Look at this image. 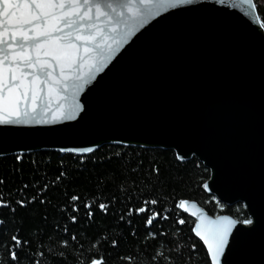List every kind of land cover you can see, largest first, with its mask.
Here are the masks:
<instances>
[{"label":"water","instance_id":"water-1","mask_svg":"<svg viewBox=\"0 0 264 264\" xmlns=\"http://www.w3.org/2000/svg\"><path fill=\"white\" fill-rule=\"evenodd\" d=\"M235 2L197 0L162 13L85 88V107L76 120L0 125V158L62 147L172 149L184 157L181 161L196 157L210 170L205 190L219 202L250 203L259 212L264 29L246 6L232 7ZM187 201V210H181L195 220L194 230L198 216L192 215L193 203L213 219H237L212 215ZM246 210L250 215L251 209ZM244 227L233 229L235 243L231 251L226 248L222 264H261L264 233L238 231Z\"/></svg>","mask_w":264,"mask_h":264},{"label":"snow or ice","instance_id":"snow-or-ice-1","mask_svg":"<svg viewBox=\"0 0 264 264\" xmlns=\"http://www.w3.org/2000/svg\"><path fill=\"white\" fill-rule=\"evenodd\" d=\"M197 0H0V125L33 126L55 125L64 121H73L84 110L81 93L105 70L116 58L124 45L151 21L160 17L170 9L184 5H193ZM226 0H217L225 4ZM232 7H247V14L255 17L259 28L264 29V18L258 13V5L254 0H236ZM121 143H124L123 141ZM98 147V146H97ZM59 152L69 154L94 153L92 147L60 148ZM70 158V157H69ZM81 159L77 155V162ZM183 160V156H177ZM19 162L20 168H12L11 176L0 170V209L9 210L10 215L0 212V236H7L9 225H13L9 240L0 241V264H36L35 258L27 249L32 247L31 240L21 237L14 217L18 210L30 206H43L38 227L43 230L49 223L48 208L59 214L60 220L66 221L64 226L56 220L55 229H62L67 236L62 240L64 252L51 256V264H69L65 257H72L74 264H109L114 257L121 264H141L136 259L140 253L131 245L129 237L139 241L137 233L141 223L144 231L154 240L161 237L157 223L163 227L171 214L164 208L166 203L162 197L151 195L157 186L166 181L156 160H149L145 169L144 160L118 161L119 180L130 187L123 193L119 185L115 191L104 197L83 199L80 195H68L67 184L73 183L74 173L70 164L61 158L56 163L58 173L51 183L46 179L38 182L40 163L29 160L33 173L27 182L24 176L23 155L13 157V164ZM135 164V167L130 165ZM48 168L47 162L43 165ZM19 181V184L16 181ZM99 184V177H97ZM15 185V187H13ZM64 185V188H60ZM106 186V185H105ZM207 189L209 185L204 183ZM139 188L133 194L131 189ZM52 189L64 192L61 203H54L48 193ZM7 190V196H5ZM36 192L29 197L26 193ZM19 196V199H13ZM41 196L44 199H41ZM258 196L261 201L259 212L252 209L250 203L245 208L251 209L250 215L242 220L231 216L209 217L195 203L191 205L198 216L195 233L206 245L207 264H222L226 248L231 251L235 243L233 229L237 224L246 226L238 231L264 233V169L261 171ZM215 199V197H213ZM219 203V201H217ZM15 205V208L13 207ZM188 201L180 200L179 208L187 210ZM119 206V207H117ZM223 207V205H221ZM97 217L104 220L111 217L109 223H98ZM84 223H81V221ZM177 224H184L180 219ZM22 225V220L20 221ZM93 225L109 232L105 236L98 232L94 239L99 244H90L84 248L76 243L79 240V229L92 228ZM71 229V231H70ZM85 235L87 233L85 232ZM165 237L167 233L163 234ZM230 237L232 242L230 243ZM69 241L73 242L76 252L68 250ZM169 243H173L169 241ZM106 247V251L101 246ZM124 246L126 251L121 249ZM162 248L163 245H160ZM195 244L188 246V251H195ZM146 251V248H145ZM188 261L191 260L189 254ZM147 264H186L184 249H168L156 251L148 258ZM261 264H264V244L261 247Z\"/></svg>","mask_w":264,"mask_h":264},{"label":"trees","instance_id":"trees-1","mask_svg":"<svg viewBox=\"0 0 264 264\" xmlns=\"http://www.w3.org/2000/svg\"><path fill=\"white\" fill-rule=\"evenodd\" d=\"M255 2L258 5V13L261 15V18H264V4H261L259 0H255ZM14 156L16 155L0 158V170L9 176H11L14 166L16 168L21 167L19 162H16L15 165L13 164ZM80 157L81 159L77 162V155L58 151H36L25 154L23 155V170L26 182L33 173V166L28 163L29 160H35L41 165L38 172V182L43 183L46 179L51 183L54 175L59 171L55 166L56 163L59 159L64 158L65 162L70 164L73 169H79V171L74 173L78 178L73 183L67 184V194L69 196L73 194L80 195L82 200L100 197V201L98 202L107 203L104 197L111 195L117 185H119L122 194L124 188L130 187L132 184L131 180H128L127 185H125L119 180L112 179L113 175H119L117 168L120 158L124 162L143 159L145 169L148 167L149 160L154 159L159 163L162 170V177L166 182L157 186L155 192L150 193L147 197L141 198H150L151 195L162 197L166 201L164 208L169 211L171 218L167 223H164L163 227L157 223V227L152 229L153 232L157 229L161 232L162 235L158 241L154 240L152 236L144 231V225L142 223L140 231L137 233L140 237L139 241L129 237L131 245L140 253L136 259L140 260L141 264H147L148 258L153 252L163 251L166 254L170 248L184 249L186 264H207L206 246L194 232L195 220L179 208V201L182 199L198 202L212 215L226 213L239 220L249 216L244 204L237 203L228 206L221 202L217 203L218 200L216 198L213 199L214 196L208 194L203 185L210 178V170L196 157L187 161H181L177 159V153L172 149L121 145L103 146L94 151V153ZM45 162L48 164L47 169L43 166ZM130 166L135 167V164ZM97 177H99V184H97ZM16 183L19 184V181L17 180ZM60 188H64V185H61ZM131 191L133 194H136L139 188H132ZM7 194V190H5V196ZM26 194L31 197L37 193L28 192ZM48 196L52 198L54 203H61L64 199V192L60 189H52L48 193ZM19 198V196L13 197V199ZM41 199H44V197L41 196ZM13 207L15 208V205ZM0 212L10 215L7 209H0ZM43 212V206H30L28 209L18 210L14 217L17 222L15 226L19 227L21 237L31 240L32 247L27 249V251L35 258L36 264H51L52 257L48 253L56 256L61 255L64 252L62 240L67 238L62 232V229L54 230L53 226L56 220L60 221L61 226H64L66 221L60 220L59 214L55 213V210L49 207V223L42 234L38 223ZM0 219H3V216H0ZM180 219H183L185 223L182 225L177 224L176 221ZM21 220L22 225L20 224ZM110 220L111 217L104 220H100L97 217L98 223L101 224L109 223ZM81 223H84V221L82 220ZM12 228L13 225H9L7 236H0V241L9 240L10 236L14 234ZM85 232L87 235H85ZM98 232H103L105 236L110 235L109 232H104L103 228L97 229L93 225L92 228L78 230L79 240L76 243L81 244L84 248H88L90 244L97 245L100 242L94 239V237ZM164 233H167L166 237L163 235ZM169 241L173 243H169ZM192 244H195L196 248L195 251L189 253L187 249ZM160 245H163V247L161 248ZM101 248L106 251L105 246L102 245ZM121 249L124 251L127 250L124 249L123 245ZM68 250L71 252L77 251L73 248L72 241H69ZM189 254L191 255L190 261L187 260ZM65 259L68 260L69 264H74L72 257H65ZM22 264H27V261H23ZM109 264H121V262L114 257H110Z\"/></svg>","mask_w":264,"mask_h":264},{"label":"rangeland","instance_id":"rangeland-1","mask_svg":"<svg viewBox=\"0 0 264 264\" xmlns=\"http://www.w3.org/2000/svg\"><path fill=\"white\" fill-rule=\"evenodd\" d=\"M259 2H260L261 4H264V0H259Z\"/></svg>","mask_w":264,"mask_h":264}]
</instances>
